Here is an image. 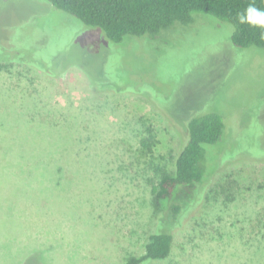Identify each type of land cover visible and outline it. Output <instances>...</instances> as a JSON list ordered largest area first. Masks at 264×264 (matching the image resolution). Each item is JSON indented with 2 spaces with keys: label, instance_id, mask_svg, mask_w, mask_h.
Instances as JSON below:
<instances>
[{
  "label": "rangeland",
  "instance_id": "1",
  "mask_svg": "<svg viewBox=\"0 0 264 264\" xmlns=\"http://www.w3.org/2000/svg\"><path fill=\"white\" fill-rule=\"evenodd\" d=\"M201 16L156 39L113 43L46 0H0V60L12 52L23 64L0 72V131L21 149L55 151L51 160L26 153L15 174L0 175V264H124L144 254L161 215L157 169H171L185 123L206 109L223 115L230 142L210 156V202L175 228L157 264H264L254 230L264 227V52L237 48L232 26Z\"/></svg>",
  "mask_w": 264,
  "mask_h": 264
},
{
  "label": "trees",
  "instance_id": "2",
  "mask_svg": "<svg viewBox=\"0 0 264 264\" xmlns=\"http://www.w3.org/2000/svg\"><path fill=\"white\" fill-rule=\"evenodd\" d=\"M46 2L74 16L92 30L100 31L113 43H122L127 37L156 39L174 28L189 26L199 17H204L201 15H206L216 19V23L220 25L232 26L231 42L237 48L256 47L264 52V39H261L264 29L249 26L247 23L242 24L238 19V15L243 13L249 4L254 3L257 8L264 10V0H46ZM1 49L3 48L0 47ZM4 51L7 53L8 50L4 48ZM2 54L4 55L3 52ZM11 54L12 52L10 57L3 56L0 60V72L10 73L15 66L22 67V61ZM112 83L113 85H106L107 81H99L92 84L99 90L137 94L135 88L131 90L123 84H115L114 81ZM226 122L223 115L214 109L197 112L187 120L182 145L177 155L171 159V169L166 165L158 167V182L151 184L153 205L156 213H161L157 228L148 237L144 254L131 255L125 259L124 264H157L166 260L173 249L175 228L183 225L188 218L199 214L201 211L199 207H203L205 201L210 202V192L206 185L214 176V169L217 167L211 165L210 156L226 142L228 144L230 142L226 139ZM6 123L7 121H2L3 125ZM23 132L19 129L18 134ZM9 134L13 135L11 132L0 131V175L4 178L11 168L15 174L18 163L25 165L23 161L26 153L28 154L26 160H51L54 157L55 151L52 147L21 149V146L12 145ZM12 135L14 142L17 136ZM146 140L142 142L143 147L147 146ZM227 160L231 158L222 161ZM41 169L52 174L50 166L43 164L33 165L32 172ZM0 181L5 183L3 179ZM232 190V186L227 190L226 200L231 201V196H234ZM2 194L1 189L0 201L2 197L4 198ZM5 204L6 202L1 208H4ZM256 228L262 233L263 240L264 227H255L254 230Z\"/></svg>",
  "mask_w": 264,
  "mask_h": 264
},
{
  "label": "clouds",
  "instance_id": "3",
  "mask_svg": "<svg viewBox=\"0 0 264 264\" xmlns=\"http://www.w3.org/2000/svg\"><path fill=\"white\" fill-rule=\"evenodd\" d=\"M240 23H247L249 26L264 29V10L257 8L254 3L238 15ZM261 39H264V33L261 34Z\"/></svg>",
  "mask_w": 264,
  "mask_h": 264
}]
</instances>
